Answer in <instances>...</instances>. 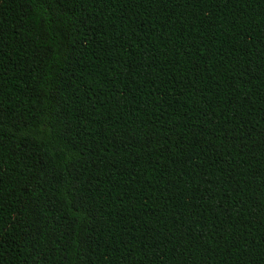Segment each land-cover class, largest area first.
<instances>
[{"label":"trees","instance_id":"trees-1","mask_svg":"<svg viewBox=\"0 0 264 264\" xmlns=\"http://www.w3.org/2000/svg\"><path fill=\"white\" fill-rule=\"evenodd\" d=\"M0 264H264V0H0Z\"/></svg>","mask_w":264,"mask_h":264}]
</instances>
